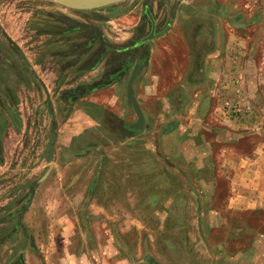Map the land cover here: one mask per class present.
Wrapping results in <instances>:
<instances>
[{
  "label": "rangeland",
  "instance_id": "1",
  "mask_svg": "<svg viewBox=\"0 0 264 264\" xmlns=\"http://www.w3.org/2000/svg\"><path fill=\"white\" fill-rule=\"evenodd\" d=\"M178 2L124 0L84 10L0 0V264H86V254L98 255L96 264H228L240 245L258 263L264 213L232 220V182L222 173L225 148H251L240 137L231 146L215 141L228 128L220 119L218 131L211 118L216 98L203 96L208 111L194 114V98L178 96L179 89L168 99L140 95L146 124L132 137L126 125L137 116L125 97L86 99V88H69L85 83V60L55 62L56 40L86 48L88 32L79 26L142 16L146 7L169 20ZM188 2L204 22L216 20L220 56L229 42L236 62H255L262 76L251 82L264 110V0ZM108 98L114 112L104 107Z\"/></svg>",
  "mask_w": 264,
  "mask_h": 264
},
{
  "label": "crops",
  "instance_id": "2",
  "mask_svg": "<svg viewBox=\"0 0 264 264\" xmlns=\"http://www.w3.org/2000/svg\"><path fill=\"white\" fill-rule=\"evenodd\" d=\"M179 1L176 3L175 10H172V16L169 20H162L155 16L156 25L162 24L163 21L164 23L161 29L157 27L156 36L147 43L148 56L145 61L134 58L130 54L131 47L140 43L145 33L148 34L146 29V31L143 30L145 32L142 34L140 32L142 16L120 13L123 15L109 18L103 22H100L101 20L96 21L91 26H79L78 30L82 28L87 32L88 28L94 30L95 34L98 35L93 39V42L92 38L86 37V40L89 39L86 48L74 51L72 39L56 40L55 46H53L55 51L60 52V48H66L67 51L63 52L64 50H62L60 54L57 52L55 62L59 63L61 59L64 60L62 56L69 59L79 55V61L85 60L86 69L83 72L86 73L84 76L86 81L84 84L71 85L69 88H86L88 90L85 95L86 99L91 98L96 92L109 93L108 97L112 95H118L120 98L125 97L134 112L132 104L127 99V85L133 67L139 61H142L141 68L132 87L133 95L139 105H141L140 95L153 99L159 97L168 99L176 95L174 91L179 89L178 96L194 98L193 106L189 109H192L191 113L201 114L205 110L208 111L202 97L209 95L216 98L217 104L214 109H211V118H216L214 125H218L215 126L219 129L218 131H223L224 126L222 128L219 126L223 124L229 129L223 128L226 129V135H218L215 141L231 146L233 143L231 141L237 139L234 137H240L245 138L251 148L247 151L244 148L227 147L222 151V157L225 161L222 173L232 182V195L227 205L233 213L231 219L237 222L251 212L263 214L264 137L261 139L259 136L260 133L264 132V122L258 120V114L264 110L256 106L259 86H252L251 82L255 81L256 83V79L261 78L262 75L260 76L254 65L255 62L252 63L247 59L242 60L241 63L239 60L236 62L235 56H233L232 51L230 52L234 48L229 42L227 52L220 56L221 52L217 47L220 43V37L218 32L213 35L215 25L213 21L216 22L211 18L213 15L209 16L211 20L209 25L208 22L202 20L201 9L195 6L196 4L191 5L188 0ZM154 30L155 27L153 32ZM54 34L59 33L53 32L52 35ZM209 37L211 42L208 43ZM69 47L71 51H69ZM121 55H125L129 60L123 72H121L122 70L117 72L115 67H117L118 58ZM109 74L114 75L112 81L103 83V79ZM42 81L44 82V80ZM97 85L100 86L97 87ZM90 88L93 89L89 90ZM112 106L115 107L116 104L108 98L104 107L106 110L114 112ZM235 106L240 107V112L237 114L233 113L231 109ZM236 115L238 116L237 119H232ZM87 116L90 120H94L91 115ZM202 118L201 116L203 125L204 120ZM220 119L223 124H220ZM137 120L132 124H135ZM130 125L127 124L126 128L131 136L139 132L131 130ZM234 130H237L234 133L239 136H233ZM212 219L210 218V222L207 221L206 223L210 225L213 223ZM210 226L217 227L214 224ZM250 237L247 238L246 236V239H250ZM260 237H264V235H259ZM259 243H262V240ZM240 246L229 255L228 264H252L249 259L250 255L247 254L248 248H245V245ZM255 249L259 250V253L255 255L258 257L257 264H264V247L262 249V246L258 245ZM94 259L86 254V264H96ZM74 264H79V261H74Z\"/></svg>",
  "mask_w": 264,
  "mask_h": 264
},
{
  "label": "flooded vegetation",
  "instance_id": "3",
  "mask_svg": "<svg viewBox=\"0 0 264 264\" xmlns=\"http://www.w3.org/2000/svg\"><path fill=\"white\" fill-rule=\"evenodd\" d=\"M142 18H143L142 19V25H141L142 27H140V32L142 34V32H145L147 30L148 34H145L144 36H142L143 39H142V41L140 43H137L134 47H131L130 54L134 58H140L142 61H145V59L148 56L147 43L152 38H154L156 36L157 27H158V29H161V27L163 26L164 21L162 22V24L156 25V18H155V15H154V12H153L152 8H150V7L149 8H147V7L145 8V12H144V14H142ZM154 27H155V30L153 32ZM80 30H83L84 32H86V30H84L82 28H80ZM143 30H145V31H143ZM87 32H88V35H87L88 37L87 38H89V39L92 38L91 39L92 42L94 41L93 39L98 36V35L95 34L94 30H92V29H88L87 28ZM94 34H95V36L93 37ZM128 60L129 59L125 55L119 56L118 62H117V67H115V70H117V72L119 70H122L121 72H123V70L126 68V64H127ZM142 61H139V62L135 63L132 72L134 71V69H135V67L137 65H140V68H141ZM115 74L117 75V73H115ZM109 75H111V74H109ZM109 75H107L103 79V81H102L103 83H109V82L112 81V78H113L114 75H111V76H109ZM98 86H100V85H97V87ZM90 89H93V88H90Z\"/></svg>",
  "mask_w": 264,
  "mask_h": 264
},
{
  "label": "water",
  "instance_id": "4",
  "mask_svg": "<svg viewBox=\"0 0 264 264\" xmlns=\"http://www.w3.org/2000/svg\"><path fill=\"white\" fill-rule=\"evenodd\" d=\"M56 3L70 9H84V10H91V9H100L104 7H108L111 5H115L119 2H122L124 0H54ZM140 71V65H137L134 69V71L131 74V77L129 79L128 85H127V99L132 104L135 113L138 117V120L135 124L130 125V129L133 131H140L144 129L145 126V117L144 114L140 108V105L133 95L132 87L133 83ZM22 264H26L24 259L21 258Z\"/></svg>",
  "mask_w": 264,
  "mask_h": 264
},
{
  "label": "built area",
  "instance_id": "5",
  "mask_svg": "<svg viewBox=\"0 0 264 264\" xmlns=\"http://www.w3.org/2000/svg\"><path fill=\"white\" fill-rule=\"evenodd\" d=\"M231 109H232V112L235 113V114L240 112V107L239 106L232 107Z\"/></svg>",
  "mask_w": 264,
  "mask_h": 264
}]
</instances>
